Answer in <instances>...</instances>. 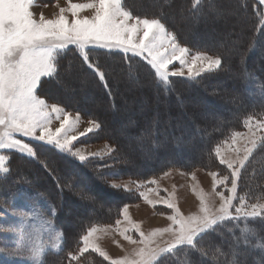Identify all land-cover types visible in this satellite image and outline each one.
Listing matches in <instances>:
<instances>
[{
	"label": "trees",
	"instance_id": "obj_1",
	"mask_svg": "<svg viewBox=\"0 0 264 264\" xmlns=\"http://www.w3.org/2000/svg\"><path fill=\"white\" fill-rule=\"evenodd\" d=\"M125 1L129 2L130 9L137 2V16L161 19L191 52L219 57L222 67L196 78L170 77L169 83L164 84L146 61L97 49L90 54V59L105 72V87L76 51L67 52L58 68V76L63 75L59 78L61 82L49 80L48 91L43 95L69 112L100 122L101 128L85 141L108 142L115 151L100 160L69 163L51 146L33 141L38 158L12 153L17 162L12 160L11 172L0 178V201L4 207H33L62 233L59 250L46 252L42 264L77 263L70 260L68 253H75L82 246L80 237L95 225L116 221L122 208L134 201L133 193L116 189L109 183L151 179L172 168L208 170L215 163L216 146L242 130L249 117L264 116V11L256 0ZM234 7L248 15L250 23L242 27L238 56L229 57L231 41H226L228 45L213 37L233 31L236 26L210 21L209 9L225 13ZM190 16L198 19L192 28L186 23ZM218 43L228 46L218 47ZM78 74L84 82H91L81 85V90L96 88L91 97L80 102L76 97L70 98L63 89ZM227 77L231 80L224 85L225 89L217 85ZM124 79L143 88L129 91L122 85ZM102 100L105 104H101ZM235 108L237 113L230 122L226 113ZM131 114L133 123L126 128L125 118ZM134 164L137 167L145 164V168L132 170L130 167ZM68 184L71 187H66ZM239 196L249 203L264 197V150L260 146L241 172ZM102 203L112 206L105 210L96 208L95 205ZM52 208L55 214L49 211ZM0 213H4L2 205ZM5 226L0 219V244L8 237ZM217 227L219 230L204 242L203 254L187 247L178 248L161 257L164 264H264V217L228 220ZM88 256L96 257L97 264L102 259L95 252L82 257Z\"/></svg>",
	"mask_w": 264,
	"mask_h": 264
},
{
	"label": "snow or ice",
	"instance_id": "obj_2",
	"mask_svg": "<svg viewBox=\"0 0 264 264\" xmlns=\"http://www.w3.org/2000/svg\"><path fill=\"white\" fill-rule=\"evenodd\" d=\"M69 9H60L57 19H46L41 13L39 18H34L30 10L33 0H0V150H8L9 155H0V171L9 173L10 168L6 161L15 152L28 158H38L36 146L28 141L42 142L51 146L62 154L69 163L78 161L85 162L88 156L82 154L79 148H74V142L79 137L93 133L101 128L100 122L90 120V126L84 131L73 134L79 123V115L75 118L58 103H49L43 98V87L49 80L59 82L58 68L61 59L69 50L76 51L83 63L91 69L98 78L104 82L105 72L100 70L99 65L90 59V54L97 49L107 52L119 51L125 57H139L146 61L156 76L164 84L169 83L170 77H183L184 67H187L189 76H199L201 70L196 68L197 62H207L205 71L213 67L218 68L220 59L205 57L197 52L189 57L190 50L181 46L174 33H171L159 18H141L133 16L125 8L123 0H90L86 4L71 3ZM264 4V0H260ZM91 9L90 16L81 17L79 13ZM71 12L73 19L64 15ZM132 21V23H130ZM70 46H72L70 48ZM179 64L178 68L170 69V65ZM53 119L60 121V126L54 131L50 125ZM247 127L251 123V117L245 122ZM256 130H264V122L258 121ZM251 136L243 152H237L235 159H225L221 155L220 147L215 149L219 162L230 170L232 177L231 187H228L229 176L225 175L217 184H223L230 195L224 192L218 193L222 203L219 208H213L205 204L201 198L202 215L183 217L178 207L170 199L161 197L162 203L173 211L168 216L175 227L154 230L146 235L140 230L139 224H132L133 229L139 234L138 239L126 235L128 229H124L121 235L132 244L143 245L137 249L133 256L121 259H111L106 252L90 238L97 231L91 228L80 237L77 252H69L71 261H79L80 257L89 250L98 253L109 260L110 264H164L161 259L165 254L173 253L176 249L183 250L187 247L191 251L203 254L204 242L211 233L218 231V225L227 220L240 218L264 217V205L245 201L243 196L237 195V181L241 177V169L245 168L246 162L258 147L256 132L249 129ZM242 133H235L241 136ZM227 143V141H226ZM235 143V140L232 141ZM259 145L264 150V138H259ZM91 155H95L94 153ZM216 177V173H212ZM193 179L195 177L193 176ZM155 184V180L149 181ZM66 187H71L70 184ZM117 187V185H112ZM140 195L147 200L145 193ZM237 201V203H234ZM149 204L154 203L147 200ZM36 209H31L27 215H35ZM55 214V209H49ZM124 220L130 221L128 206L123 207ZM42 219V218H41ZM49 226L51 221H44ZM117 220L116 224L120 225ZM169 233L171 239L161 247L155 244L153 237ZM32 258L39 261L44 254V249L29 248ZM23 249H18L16 255L23 254Z\"/></svg>",
	"mask_w": 264,
	"mask_h": 264
},
{
	"label": "rangeland",
	"instance_id": "obj_3",
	"mask_svg": "<svg viewBox=\"0 0 264 264\" xmlns=\"http://www.w3.org/2000/svg\"><path fill=\"white\" fill-rule=\"evenodd\" d=\"M154 1H158V0H154ZM159 1L161 2V0ZM256 1L263 8V11H264V4H261L260 0H256ZM89 2L90 0H71V3H77V4H86ZM123 3L125 5V8L128 11H130L133 16H137L135 14L137 12V9H136L137 2L134 3V7L131 5L132 6L131 9H134L133 12L129 7L130 4L128 1L123 0ZM62 8L63 9L70 8L69 0H33V5L31 6L30 10L34 13V18L36 19H38L39 15L42 13L46 19L55 20L59 17L60 9ZM180 10L178 11L179 13H180ZM209 10H210L209 14L211 18L210 21H214L217 23L222 22L225 24L230 22L231 26H236L233 31L229 30V32H225L223 34H220L221 32L217 34L214 31H212V34L220 35L219 36L220 38L215 36L213 37L214 39H217V38L219 40L222 39L223 42L231 41L230 43L232 44V46H229V50H228L229 57H232L235 55L238 56L239 50L237 46H238L239 41L242 39L243 33H244V30L242 29V27L243 25L249 26L250 17L246 14H241L238 10H236L235 7L233 8V10L229 12H225V13H220L215 8H210ZM91 14H92L91 9L83 10L79 13L81 17L90 16ZM64 15L69 19V21L73 19L70 11H66ZM141 18H144V17H141ZM197 22H198V19L194 17L188 18L186 21V23L188 24L190 28H192L193 25ZM130 23H132V21H130ZM189 33H190V36L193 35V31L191 32L190 30ZM230 43H227V44L229 45ZM180 45L183 46L182 44ZM221 45H224V44L221 43L219 45L218 43L217 46L219 47ZM228 45H224V46L226 47ZM71 47L72 46H70V48ZM98 50H102V49H98ZM69 51H72V50H69ZM113 52H119V51H113ZM196 53L197 52L190 51L189 57L192 55H195ZM202 54L205 57H210L212 59H220L219 57L211 56L206 53H202ZM178 67H179L178 62L173 65H170V69H174ZM221 67H222V61L218 68L213 67L211 70L205 71L204 69L207 68V62H204L203 64L200 62H197L196 68L193 71L195 73L197 69H200L201 74L199 76H201L205 73L217 71L221 69ZM184 73L185 74L183 77L185 78L199 77L195 75L190 77L187 72L186 66L184 67ZM128 75L130 76V74ZM60 77L62 78L63 75L60 74ZM177 77H180V76H177ZM230 80L231 79L227 77L225 81L219 82L217 83V85L225 89L224 85H227ZM59 81L61 82L60 79ZM69 81L71 82H68V84L63 85V89L68 93L70 98L73 99L74 97H76L77 102L85 100L86 97H91L93 93H95L96 91L95 90L96 88L90 89L92 91H90L89 89L81 90L82 89V87H80L81 85L90 84L91 82H88V83L86 81L84 82V78L79 74L77 77H74L70 79ZM123 83L124 84L122 85H124L126 89L129 91H133V92L139 91L143 88L139 86L138 83H134L133 81H130L127 79L126 80L124 79ZM47 85L48 83L44 86L45 88L43 89L42 95L47 93L48 91V88H46ZM76 89H77V92H75ZM43 98H45L44 95H43ZM48 102L52 103L50 101ZM142 102H143V99L142 101L140 100L139 103L141 104ZM101 104H105V101L102 100ZM237 108L239 109V106ZM237 108H235L231 112L226 113V118H228L230 122L231 121L233 122L234 120L233 117H235L234 115L235 113H237ZM69 113H71L73 118H75L77 114L80 117L79 123L73 134L78 135L79 133L84 132L90 126V120L83 118L79 113H74V112H69ZM133 116L134 115L131 114L130 116L125 118L126 120H125L124 126H126V128L130 127L131 124L133 123L132 121ZM219 119L221 120L223 119V117ZM258 121L264 122V116L251 117V123L247 127L244 126L242 130L237 131L239 133H242L241 136H235V133H237L235 132L231 134V136L228 139H226L221 144L216 146V148L220 147L221 155H223L225 159H235L237 157V152L234 151V149H239L240 150L239 155L241 156L243 155L245 147L250 146L248 144L249 137L251 136V132L249 131L250 128L256 132V138L258 139V147L260 146L259 138H264V130L255 129V125ZM59 126H60V121L53 119L50 125L51 129L54 131ZM91 134L92 133L87 134L83 137H79L78 140L74 142V145H73L74 148H79L82 154L88 156L87 160H90V159L100 160L104 157H107L113 154V152L115 151L114 146L109 144L108 142L85 141V139ZM120 136L124 137L123 134H121ZM23 139H25L26 142H30L31 144L34 145L33 141L32 142L28 141L27 138H23ZM233 140H235L234 144L232 143ZM34 142H37V141H34ZM39 143H42V142H39ZM258 147L254 149L252 155L249 157V160L246 162L245 166L249 163V161L253 157V154L257 151ZM93 153L95 155H91ZM0 155H9V152L8 150H0ZM215 159H216L215 163L214 164L212 163L210 169L208 170L202 169V168H195L194 170L184 171L182 169L172 168L166 172H163L161 175H158L151 179H144V180L128 179V180H119V181L109 183L111 186L117 185V187H114L116 189L133 193L134 198H135L133 199L134 201L133 202L131 201L132 203L125 205V206H128V215H129V219L131 223L129 221L124 220L123 211H122L123 208H122L121 215L117 219L121 221L120 225L116 224L117 220L112 223H103V225H95L91 228H96L97 231L93 233L90 239L94 241L100 247V249L106 252L107 255L111 257V259L113 260L121 259L126 256L131 257L133 256L134 252L140 247H142L143 245L132 244L128 240H126L124 236L121 235V232H123L124 229H128L126 235L132 236L133 239H138L139 234L133 229L132 224H139L140 230L144 232L146 235H150L154 230H157V229L175 227L172 224V221L168 219V216L173 215L174 213L171 209H168L162 203L159 202L161 197L168 198L173 203H175L180 213L185 218L191 217L193 215H197V216L202 215L201 198H203L205 204L209 205L210 207L218 209L220 204L222 203L218 193L223 191L225 196L230 195V193L227 191V189L225 188L223 184H217V181L221 180L225 175H227L229 176L228 187H231L232 177L230 174V170L226 167V165L220 164L219 158L216 156V154H215ZM12 160L14 162H17V158H13V155L11 154L9 160L6 161V166H8L9 168L11 166L10 164ZM137 166H138L137 164H134V165H131L130 168H132V170H139V171H143V169L145 168V164L144 166L143 165L141 166V164L139 165V167ZM26 169L28 168L26 167ZM243 169H241L240 171L242 172ZM10 172L11 170L9 171V173ZM212 173L217 174L215 178L213 177ZM6 176H8V173L6 174L0 171V178L6 177ZM193 176L195 177V179H193ZM151 180H155L156 183L155 184L149 183V181ZM1 183L2 181L0 180V184ZM239 191H240V180L237 181V195L238 196H239ZM142 192L147 195V200L153 201L155 206H153L152 204H149L147 200H145L140 195V193ZM88 197H90V194H88ZM91 197L93 198V195H91ZM245 201L249 203L246 199ZM234 203H237V201H234ZM254 203L264 205V197H260L258 200L254 201ZM249 204H252V203H249ZM0 205H2L4 208V213L3 214L0 213V219L4 221V225H6L5 227H3V229L7 230V236H8L6 242L0 244V264H42L43 256L41 257L39 261L33 259L31 252L28 251L29 248H41L42 247L44 249V254L46 252H50V251L56 252L59 250L61 243H62V233L58 231L53 226L52 223L49 226L47 223L44 222V221H50L49 219L42 217V215L39 214L38 211H36L35 215H27L28 213H30L33 207L12 208V205H9V207H4L2 201H0ZM95 206L96 208L105 210L106 208L112 205L102 203L101 205L98 204ZM91 208H88V209L91 210ZM88 209L86 210L89 211ZM245 219H253V218H245ZM171 238L172 237L169 233H164L162 235L158 234L157 236L153 237L155 244L151 246L155 247L156 245H159L163 247L165 246L166 242L169 241ZM18 249H23L24 250L23 254H20V255L14 254L17 252ZM89 252H93V251H91L90 249ZM97 255L102 258V259H99V262H100L99 264H110L109 260H105L104 257L100 256L98 253ZM209 257L210 259H212V256H209ZM95 258L91 259L88 256L86 257V259H84L83 257H80L79 261H75L77 263H70V264H83V261L84 262L87 261L90 264H97L98 260H96ZM94 260H95V263H94Z\"/></svg>",
	"mask_w": 264,
	"mask_h": 264
},
{
	"label": "bare ground",
	"instance_id": "obj_4",
	"mask_svg": "<svg viewBox=\"0 0 264 264\" xmlns=\"http://www.w3.org/2000/svg\"><path fill=\"white\" fill-rule=\"evenodd\" d=\"M57 89H58V88H57ZM58 91H59V90H58ZM59 94H60V93H59ZM59 94H58V95H59ZM244 114H245V113H244ZM244 116H245V115H244ZM192 165H193V164H192Z\"/></svg>",
	"mask_w": 264,
	"mask_h": 264
}]
</instances>
